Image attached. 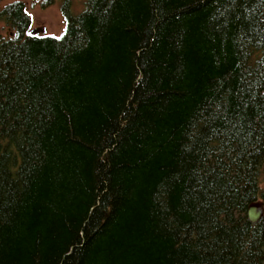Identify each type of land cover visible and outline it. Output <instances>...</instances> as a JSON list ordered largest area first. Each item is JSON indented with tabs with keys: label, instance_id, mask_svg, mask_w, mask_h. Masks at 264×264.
I'll return each mask as SVG.
<instances>
[{
	"label": "trees",
	"instance_id": "16d2710c",
	"mask_svg": "<svg viewBox=\"0 0 264 264\" xmlns=\"http://www.w3.org/2000/svg\"><path fill=\"white\" fill-rule=\"evenodd\" d=\"M68 8L0 9V264H264V0Z\"/></svg>",
	"mask_w": 264,
	"mask_h": 264
},
{
	"label": "rangeland",
	"instance_id": "374dc122",
	"mask_svg": "<svg viewBox=\"0 0 264 264\" xmlns=\"http://www.w3.org/2000/svg\"><path fill=\"white\" fill-rule=\"evenodd\" d=\"M15 0H0V9ZM23 2L24 9L30 20V30L35 33L58 35L63 26V17L60 11L61 4L64 0H53L45 4L44 0H19ZM69 13L75 15L79 13L85 4V0H68ZM0 32L5 33L0 23ZM259 205L258 202L254 203Z\"/></svg>",
	"mask_w": 264,
	"mask_h": 264
},
{
	"label": "water",
	"instance_id": "95a60500",
	"mask_svg": "<svg viewBox=\"0 0 264 264\" xmlns=\"http://www.w3.org/2000/svg\"><path fill=\"white\" fill-rule=\"evenodd\" d=\"M261 215V208L259 205L251 204L246 209V219L253 224Z\"/></svg>",
	"mask_w": 264,
	"mask_h": 264
}]
</instances>
